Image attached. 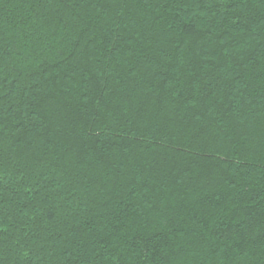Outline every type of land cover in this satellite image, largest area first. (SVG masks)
Wrapping results in <instances>:
<instances>
[{"label": "trees", "instance_id": "trees-1", "mask_svg": "<svg viewBox=\"0 0 264 264\" xmlns=\"http://www.w3.org/2000/svg\"><path fill=\"white\" fill-rule=\"evenodd\" d=\"M0 264H264V0H0Z\"/></svg>", "mask_w": 264, "mask_h": 264}]
</instances>
